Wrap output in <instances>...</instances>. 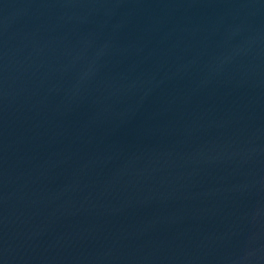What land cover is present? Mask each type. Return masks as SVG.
I'll return each mask as SVG.
<instances>
[{"label":"water","instance_id":"1","mask_svg":"<svg viewBox=\"0 0 264 264\" xmlns=\"http://www.w3.org/2000/svg\"><path fill=\"white\" fill-rule=\"evenodd\" d=\"M0 264H264V0H0Z\"/></svg>","mask_w":264,"mask_h":264}]
</instances>
